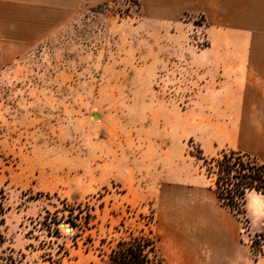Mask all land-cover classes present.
<instances>
[{
	"label": "rangeland",
	"instance_id": "obj_1",
	"mask_svg": "<svg viewBox=\"0 0 264 264\" xmlns=\"http://www.w3.org/2000/svg\"><path fill=\"white\" fill-rule=\"evenodd\" d=\"M26 12L0 6V255L101 264L143 215L153 216L167 264H182L195 232L230 217L215 212L213 178L198 158L254 149L239 125L248 113L201 93L222 77L228 50L239 55L243 33L211 32L202 14L164 26L135 0L85 6L57 26ZM198 199L208 207L202 222ZM244 208L240 239L258 261L264 199L250 194ZM70 210L94 218L72 229Z\"/></svg>",
	"mask_w": 264,
	"mask_h": 264
},
{
	"label": "crops",
	"instance_id": "obj_2",
	"mask_svg": "<svg viewBox=\"0 0 264 264\" xmlns=\"http://www.w3.org/2000/svg\"><path fill=\"white\" fill-rule=\"evenodd\" d=\"M106 1L109 0H0V6L8 4L27 10V14L52 17L51 21L45 23L57 26L79 9ZM135 1L140 4L146 18L164 26L178 23L183 15L202 14L206 16L211 32L221 30L243 33L245 39H241L237 46L240 49L239 55L228 50V55L223 57L222 77L213 89L210 87V79L205 80L201 93L215 92L224 96L223 107L220 108L224 111L248 113L239 124L241 135L253 144L254 149L251 147L247 151L254 152L264 164V0ZM229 44L232 47V43ZM198 60L193 62L194 66L197 63L201 66L209 64H202ZM250 194L264 199V196L254 192L247 196ZM217 206L216 213L220 209L227 212L219 203ZM207 209L205 201L198 199L193 213L202 222L207 217ZM227 213L229 218L215 216L207 223L206 231L195 232L191 245H188L191 250L179 256L182 264H264V257L258 261L251 259L248 246L240 239L238 219Z\"/></svg>",
	"mask_w": 264,
	"mask_h": 264
},
{
	"label": "trees",
	"instance_id": "obj_3",
	"mask_svg": "<svg viewBox=\"0 0 264 264\" xmlns=\"http://www.w3.org/2000/svg\"><path fill=\"white\" fill-rule=\"evenodd\" d=\"M198 159L206 169L207 179L213 178L212 191L220 207L236 218L245 214L248 193L254 192L264 196V164L255 156L227 149L216 157ZM69 212L67 222L72 229L76 227L78 219H83V224L88 227L94 218L89 210L83 217L80 211L75 215L74 210ZM3 214L0 204V226L3 225ZM139 219L145 221L143 227L136 231H127V236L120 238L109 248V252L99 254L101 264H167L159 247V238L153 231V216L139 215ZM2 243L0 234V245ZM12 255L11 250L0 255V264H16L17 261Z\"/></svg>",
	"mask_w": 264,
	"mask_h": 264
},
{
	"label": "built area",
	"instance_id": "obj_4",
	"mask_svg": "<svg viewBox=\"0 0 264 264\" xmlns=\"http://www.w3.org/2000/svg\"><path fill=\"white\" fill-rule=\"evenodd\" d=\"M262 245H260V247H259V249H258V251H257V253H258V255H260L261 254V250H262ZM262 255V254H261Z\"/></svg>",
	"mask_w": 264,
	"mask_h": 264
},
{
	"label": "water",
	"instance_id": "obj_5",
	"mask_svg": "<svg viewBox=\"0 0 264 264\" xmlns=\"http://www.w3.org/2000/svg\"><path fill=\"white\" fill-rule=\"evenodd\" d=\"M67 231H69V230H67Z\"/></svg>",
	"mask_w": 264,
	"mask_h": 264
}]
</instances>
